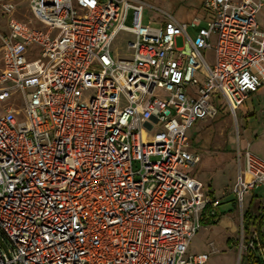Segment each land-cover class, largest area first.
Instances as JSON below:
<instances>
[{
  "label": "built area",
  "instance_id": "obj_1",
  "mask_svg": "<svg viewBox=\"0 0 264 264\" xmlns=\"http://www.w3.org/2000/svg\"><path fill=\"white\" fill-rule=\"evenodd\" d=\"M263 4L203 0L212 20L195 17L190 37L167 14L142 24L140 0H0V264H204L209 252L189 244L218 201L190 174L186 131L216 115V94L234 113L264 85ZM121 29L124 58L109 50ZM235 140L241 207L264 187V159Z\"/></svg>",
  "mask_w": 264,
  "mask_h": 264
},
{
  "label": "rangeland",
  "instance_id": "obj_2",
  "mask_svg": "<svg viewBox=\"0 0 264 264\" xmlns=\"http://www.w3.org/2000/svg\"><path fill=\"white\" fill-rule=\"evenodd\" d=\"M140 1L144 4L140 14L142 24L160 26L164 17L167 16L166 14H169L177 21L187 24L186 31L190 37H193L197 32L198 27L190 25L195 17L199 19V25L206 29L213 17L212 10L203 5V0ZM256 19L259 28H263L264 5L257 12ZM124 24L132 25L131 9L127 10ZM6 30V20L0 14V31ZM130 39H132L131 33L122 29L116 32L110 43V54L120 58L127 57L126 43ZM206 41L209 47L201 49V53L207 64L211 66L214 61L213 46L216 42V33L211 32ZM175 45L176 48H186L181 36L175 39ZM214 97L218 110L216 115L210 119L193 121L187 129L186 135L189 139L190 150L198 157L197 162L191 166L190 174L202 183L204 193L208 194L209 199H217L218 202H222L232 195L231 188L237 161L235 140L237 132L240 146L244 141H254L256 135L264 132V85L257 92L248 95L243 103L236 107L234 113L228 110V106L219 94ZM12 98H14L15 108L22 111V101L19 95L14 93ZM7 103L9 102H0V113L2 107ZM22 118V113L17 115L18 120ZM208 204L212 209L217 206V204L213 206L211 202L206 205ZM245 204L246 197L243 198L241 207L236 203L233 210L226 213L220 220L218 219L216 224H202L200 230L191 238L190 251L209 252L208 259L204 264H247L244 254L254 249L255 245L250 248L248 243L255 230L252 229L248 233L243 231L242 213L245 210ZM225 206L223 203L219 208H225ZM262 219L261 217L260 229L262 228Z\"/></svg>",
  "mask_w": 264,
  "mask_h": 264
},
{
  "label": "trees",
  "instance_id": "obj_3",
  "mask_svg": "<svg viewBox=\"0 0 264 264\" xmlns=\"http://www.w3.org/2000/svg\"><path fill=\"white\" fill-rule=\"evenodd\" d=\"M223 203H228L226 208H219ZM236 198L234 195H230L228 199H224L222 202H218L217 206L212 209L211 205L208 204L204 207L203 214L201 216V224H216L220 216L227 212H231L233 207L236 205ZM260 219L259 215H252L248 210H244L242 213V226L245 233L250 232L254 229L257 231V239L253 240L255 243L254 249L249 250L244 254L247 264H262V260L257 253L258 248L260 247L258 239H263V233L260 229Z\"/></svg>",
  "mask_w": 264,
  "mask_h": 264
},
{
  "label": "crops",
  "instance_id": "obj_4",
  "mask_svg": "<svg viewBox=\"0 0 264 264\" xmlns=\"http://www.w3.org/2000/svg\"><path fill=\"white\" fill-rule=\"evenodd\" d=\"M167 15H169V14H167ZM164 20H165V17H164L163 21ZM163 21H162V23H163ZM256 22H257V19H256ZM257 24H258V22H257ZM262 86L263 85H261L256 91H253V92L249 93L248 95L257 92ZM248 95H247V97H248ZM243 101H242V103H243ZM246 143H248L249 149L253 153H255L258 156L262 155L260 157H262L264 159V132L260 135H256L254 138V141H251V142L244 141L242 146ZM236 146H237V143H236ZM236 167H237V161H236V165H235V172H236ZM244 197H246V204L244 205L245 210H248L252 215L258 214L260 217L264 218V187L263 186H257L255 188H253L252 190H250L247 194H245ZM242 202H243V200H242ZM225 205H226L225 206V208H226L228 203H225ZM227 213H230V212H227ZM225 215H226V213L223 214L222 216H220L219 220L222 217H224ZM261 231L263 233V238H264V226L263 225H262ZM257 253L259 254V256L262 260V264H264V252H263V250L261 248H258Z\"/></svg>",
  "mask_w": 264,
  "mask_h": 264
},
{
  "label": "water",
  "instance_id": "obj_5",
  "mask_svg": "<svg viewBox=\"0 0 264 264\" xmlns=\"http://www.w3.org/2000/svg\"><path fill=\"white\" fill-rule=\"evenodd\" d=\"M258 241H259V244L261 243V239H258Z\"/></svg>",
  "mask_w": 264,
  "mask_h": 264
}]
</instances>
